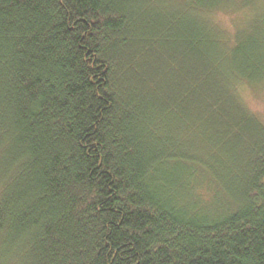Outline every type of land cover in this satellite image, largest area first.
Returning a JSON list of instances; mask_svg holds the SVG:
<instances>
[{"label":"trees","instance_id":"16d2710c","mask_svg":"<svg viewBox=\"0 0 264 264\" xmlns=\"http://www.w3.org/2000/svg\"><path fill=\"white\" fill-rule=\"evenodd\" d=\"M256 1L0 0V264H264Z\"/></svg>","mask_w":264,"mask_h":264},{"label":"rangeland","instance_id":"374dc122","mask_svg":"<svg viewBox=\"0 0 264 264\" xmlns=\"http://www.w3.org/2000/svg\"><path fill=\"white\" fill-rule=\"evenodd\" d=\"M257 0L252 5H246L243 20L258 21L264 24V3ZM227 13H222L217 17L218 23L224 28H231L230 18ZM240 97L246 107L264 122V107L257 103V98L264 97V84H251L242 86L239 89Z\"/></svg>","mask_w":264,"mask_h":264},{"label":"snow or ice","instance_id":"6c2138e0","mask_svg":"<svg viewBox=\"0 0 264 264\" xmlns=\"http://www.w3.org/2000/svg\"><path fill=\"white\" fill-rule=\"evenodd\" d=\"M257 103H259L262 107H264V97L257 98Z\"/></svg>","mask_w":264,"mask_h":264}]
</instances>
